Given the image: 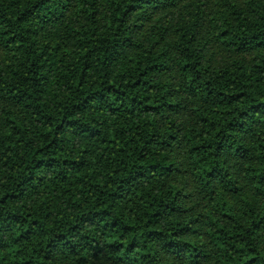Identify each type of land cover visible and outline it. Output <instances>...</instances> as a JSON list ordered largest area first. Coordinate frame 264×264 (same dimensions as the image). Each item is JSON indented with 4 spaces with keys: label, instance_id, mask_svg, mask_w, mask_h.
Instances as JSON below:
<instances>
[{
    "label": "trees",
    "instance_id": "trees-1",
    "mask_svg": "<svg viewBox=\"0 0 264 264\" xmlns=\"http://www.w3.org/2000/svg\"><path fill=\"white\" fill-rule=\"evenodd\" d=\"M0 264H264V0H0Z\"/></svg>",
    "mask_w": 264,
    "mask_h": 264
}]
</instances>
